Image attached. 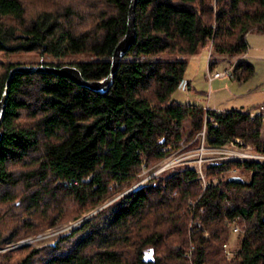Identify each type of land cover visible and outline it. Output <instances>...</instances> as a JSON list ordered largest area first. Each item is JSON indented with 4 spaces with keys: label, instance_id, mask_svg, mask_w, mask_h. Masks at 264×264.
<instances>
[{
    "label": "trees",
    "instance_id": "16d2710c",
    "mask_svg": "<svg viewBox=\"0 0 264 264\" xmlns=\"http://www.w3.org/2000/svg\"><path fill=\"white\" fill-rule=\"evenodd\" d=\"M130 6L131 0H0L1 56L100 58L1 62L0 101L20 66H72L87 81L108 78ZM135 29L107 93L49 73L12 79L0 128V264H186L191 246L194 264H264V163H210L205 191L194 166L134 187L144 166L179 147L188 123L189 138L205 130L207 146L243 139L264 154L262 115L172 99L186 79L185 58L207 49L213 69L215 54H247V36L264 35V0H137ZM233 73L245 83L255 67L240 61ZM235 170L249 179L235 184L224 177ZM193 216L202 227L191 233ZM234 221L244 232L228 258ZM71 223L54 239L23 243Z\"/></svg>",
    "mask_w": 264,
    "mask_h": 264
},
{
    "label": "rangeland",
    "instance_id": "374dc122",
    "mask_svg": "<svg viewBox=\"0 0 264 264\" xmlns=\"http://www.w3.org/2000/svg\"><path fill=\"white\" fill-rule=\"evenodd\" d=\"M247 42L249 45V62L255 66L256 73L249 79L247 82L241 84L242 88H237L238 84L235 81H230V78H220L216 79L213 82L208 80V62L210 60L211 54L209 50H202L200 56L187 57L185 60L188 62V67L186 71V78H190L193 84V90L191 93L195 95L197 100L192 101V104L201 106L204 108H218L223 111V103H227L226 109H231L229 106L232 105L233 99L237 102L244 100L245 104L249 107V110L253 116L261 114L262 108L264 107V35L261 34H249L247 37ZM244 56V55H242ZM200 57V58H199ZM202 57V59H201ZM241 56H223V55H213V61H216L215 68L212 70V73L216 72L222 73L228 69H231L233 66L229 67V62L232 60L234 62ZM163 60H180L179 56L171 54H162L160 56ZM226 59V60H223ZM100 58L94 57L88 53H77V54H68L62 58L48 57L44 58L37 54H20L13 55L9 57H4L0 55L1 62H14V63H40L42 61H56L61 63H88V62H97ZM234 85V87L232 86ZM237 95L236 98H231V93ZM176 95H183V93L178 89L172 96L173 100H178ZM231 100V101H230ZM181 102V101H178ZM241 103V102H240ZM245 105V106H246ZM189 123L185 125L187 135L180 143L177 148H166L167 156L161 161L157 162L153 166L143 167L141 172L137 175V179L134 182V187L145 184L150 179L160 177L165 175L169 171L177 168H185L189 166H195L196 159L198 160V152L203 147H206L205 142V130L197 134L194 138H189ZM247 144V143H246ZM250 145V144H248ZM252 146V145H251ZM166 165H171L169 168L163 171V167ZM209 162H205L202 166L203 173L206 178L207 183H210V178L207 173V166ZM197 173V172H196ZM197 179L200 181L203 186V182L200 179V175L197 173ZM232 176H241L245 181L250 177L248 173L241 172L240 170L230 171L224 174L225 178H230ZM133 187V188H134ZM99 210L94 213L89 214L92 216ZM75 224V223H74ZM74 224H61L56 228L50 229L45 235L40 236L41 238L37 241H46L51 240L57 237L59 234L67 231ZM190 228V226H189ZM244 232V230H242ZM242 232V233H243ZM232 233V240L230 242L232 249L237 252L241 246V234ZM208 233L205 236L209 237ZM39 238V237H38ZM30 241V240H29ZM37 241H30L29 243H35ZM5 251V250H3Z\"/></svg>",
    "mask_w": 264,
    "mask_h": 264
},
{
    "label": "water",
    "instance_id": "95a60500",
    "mask_svg": "<svg viewBox=\"0 0 264 264\" xmlns=\"http://www.w3.org/2000/svg\"><path fill=\"white\" fill-rule=\"evenodd\" d=\"M137 5V0H131V6L129 9L128 15V29L125 37L121 40V42L117 45L112 59V69L111 74L108 78L102 81L91 82L87 81L83 78L81 72L72 66H63V67H47V66H38V67H31V66H20L13 69L10 74L9 78L6 82L5 92L3 95L2 100L0 101V128L2 125V121L4 119L6 105H7V97L9 93V87L12 79L17 74H31V73H49L54 74L57 76L69 78L75 83L88 88L92 91L98 93H107L113 83V78L117 73L122 59L125 55L129 52L131 47L136 41V29H135V8ZM0 141H1V131H0ZM230 182L235 184H244L245 180L241 176H232L230 177Z\"/></svg>",
    "mask_w": 264,
    "mask_h": 264
},
{
    "label": "built area",
    "instance_id": "2783aa9c",
    "mask_svg": "<svg viewBox=\"0 0 264 264\" xmlns=\"http://www.w3.org/2000/svg\"><path fill=\"white\" fill-rule=\"evenodd\" d=\"M220 78H234L233 68L228 69L222 73L216 72L215 74H213L212 71H209L208 80L210 83ZM197 156L199 158L198 160L196 159L195 161L196 172L200 175V179L203 182L204 191L207 189L208 184H209L206 181V178H205L206 175H204L203 169H202V166L205 162L214 163V162L234 161V160H239V161L254 160L260 163H264V154L257 153L254 150L253 146L246 144L243 139H234L230 141L227 145L219 146V147H210V146L205 147L203 145V147L199 150ZM170 166L171 165L164 166L163 171L169 168ZM195 206H196V203L191 202L189 205V210L192 211L195 208ZM201 227L202 226L200 222H195V219L193 216L192 222L190 225V232L194 233L195 231L201 229ZM231 231L234 234H240L243 232L240 226L236 223V221H234V223L232 224ZM40 238L41 237L37 238L36 240H31V241H37ZM29 242L30 241H24L23 243H29ZM194 250H195V247L191 246L185 253L184 258H185L186 264H194ZM224 250L228 258H232L236 253L232 249L230 243L224 245Z\"/></svg>",
    "mask_w": 264,
    "mask_h": 264
},
{
    "label": "crops",
    "instance_id": "0c3cea01",
    "mask_svg": "<svg viewBox=\"0 0 264 264\" xmlns=\"http://www.w3.org/2000/svg\"><path fill=\"white\" fill-rule=\"evenodd\" d=\"M254 34V33H253ZM248 37V36H247ZM202 52V51H201ZM200 52V53H201ZM200 53L198 54L199 56H200ZM197 56V55H196ZM249 57V54H248V52H247V54H245L244 56H241V57H239L238 59H236L234 62H232V60H230V62H229V67H231V66H235L238 62H240V61H246V62H249L250 60H248V57ZM200 58V57H199ZM201 59H202V57H201ZM223 60H226V59H223ZM250 63V62H249ZM209 64H210V60H209V62H208V69L210 70V71H212L214 68H215V66H213V69H211L210 68V66H209ZM252 64V63H251ZM232 67V68H233ZM255 67V66H254ZM255 73H256V69H255ZM230 81L232 80V81H235L236 82V84H238V86H236L237 88H242L241 86H243V85H241V84H243V83H240V82H238V81H236L234 78H230L229 79ZM232 86L234 87V85L232 84ZM194 88H193V84H192V80L190 79V78H186L185 79V81L182 83V85L180 86V88H179V90L183 93V95H176V98H178V100H174V101H176V102H178V101H181V102H178V103H181V104H185V105H191V106H197V105H195V104H192V101H195V100H197L196 98H195V95L196 94H192L191 93V91L193 90ZM230 97L231 98H236L237 97V95L233 92V93H231V95H230ZM231 101V100H230ZM241 102V103H240ZM240 102H237V101H235L234 99H233V101H232V105H230L229 107L231 108V109H226L225 107H227L226 105H227V103L228 102H226V103H223V111H221V110H219L218 108H212V106H209L210 108H204V107H201V106H198V107H201V108H204V109H210V110H212V111H215V112H227V111H248L249 110V107L245 104V101L244 100H240ZM246 105V106H245ZM259 115V114H258ZM260 115H262L263 116V118H264V107L262 108V112H261V114ZM261 139H262V141L264 142V124H263V127H262V130H261Z\"/></svg>",
    "mask_w": 264,
    "mask_h": 264
}]
</instances>
